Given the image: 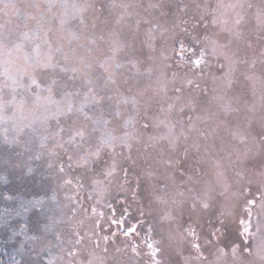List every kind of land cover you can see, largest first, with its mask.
I'll return each instance as SVG.
<instances>
[{
	"label": "rangeland",
	"instance_id": "rangeland-1",
	"mask_svg": "<svg viewBox=\"0 0 264 264\" xmlns=\"http://www.w3.org/2000/svg\"><path fill=\"white\" fill-rule=\"evenodd\" d=\"M125 51L113 83L123 57L95 73ZM58 62L82 86L117 91L108 106L119 110L95 181L80 160L96 151L90 110L53 122L47 173L62 160L98 184L65 201L76 231L59 233L53 264H264V0H0V131L11 128L15 149L34 152L26 135L55 97ZM1 139L0 179L27 162Z\"/></svg>",
	"mask_w": 264,
	"mask_h": 264
},
{
	"label": "trees",
	"instance_id": "trees-1",
	"mask_svg": "<svg viewBox=\"0 0 264 264\" xmlns=\"http://www.w3.org/2000/svg\"><path fill=\"white\" fill-rule=\"evenodd\" d=\"M124 9L118 13V20H124V17H127ZM20 34L22 33L20 32ZM107 35L110 37V34ZM119 35H115V37L118 38ZM25 45V48H32L28 43H25ZM126 52H116L114 56L103 55V62L98 64L95 73L102 75V71L105 69V62L109 60L115 62L116 58L120 56L123 58L115 63L116 74L117 70L126 64ZM143 56L145 55L143 54ZM51 69L52 73L47 76V79L49 86L55 92V97L52 95L48 101L46 100L45 103L41 104V107L47 110V114L41 120V123H32L26 135L28 138H31L32 144L35 145L34 152L27 153L20 148H14L15 136L11 128H6L7 130L4 133L0 131V137L3 138L1 140L9 142L11 156L12 154H20L26 156L24 157L25 159L27 158V162L20 172H17L16 175H14V172L10 175L6 174L0 179V264H53L57 258L54 247L59 233L62 230L72 233L76 231L75 226L66 219L71 218L74 213L66 211L69 206L65 201H71L69 198H72V201H74L82 197L75 194V192L78 193L79 189L75 190L73 187L79 188V186H84L86 190L91 192L98 186L96 182L94 184L92 182L85 184L78 174H76L77 172H73L74 168L68 170L67 167L69 165H64V162H61L62 160H57L53 163L48 161L47 166L50 169L47 173L45 166L39 161V157H45L43 152L44 147L49 148V145H52L51 143L55 141L56 136L61 132L58 129L57 131L52 130L54 129L53 122L60 123V127H67L61 123L62 115L69 117L73 113L71 109L75 110L78 106L80 107L79 109L90 110L91 115L95 118L93 123L95 134L93 135L91 145L95 146L93 149L96 151L85 152L83 158L81 157L80 160L86 163L87 168H89L88 170L94 176V181L95 177L99 174L97 171L103 166L102 162L105 158L102 144L114 141L109 124L115 118L114 115L116 113H113V111L119 109L114 105L112 106V102L108 106V101L110 97H116L117 91L112 92L106 89L107 93H104L102 90H97V86L89 84L88 80L82 86V81H79L75 75L76 73L71 71H68L69 73L65 72L66 70H70L65 62H58V65H54ZM98 70H101V74L98 73ZM131 74L135 76L136 72ZM118 76L119 72L116 75L109 73L108 80L110 83H113V80H117ZM33 87L34 85L28 91V95L32 94L34 96L37 93L39 88ZM94 89L97 91L95 92ZM98 95L101 96L98 99L101 101L96 103L95 98ZM89 105L93 106L89 107ZM95 106L99 108H95ZM142 119L143 117L140 116L139 120ZM107 126L110 130L107 129V132L101 130L102 127L107 128ZM64 130L65 128L62 129L63 133H65ZM63 133H61V137ZM96 134L99 137V141L94 140ZM67 135L72 136L73 132L70 131ZM71 147L74 149L73 146ZM66 151L71 152L70 150ZM115 153L119 154L121 150L118 148ZM66 155L65 158H67ZM94 156L101 157L100 159H96ZM72 160L69 163H65L73 165L75 161L73 158ZM29 173L37 175L35 185L31 189H28L27 186L20 187L14 184L15 180H21ZM101 184L102 182H100ZM69 252L67 253V248H64L63 257L65 258V255L69 254ZM63 262L66 261L63 260Z\"/></svg>",
	"mask_w": 264,
	"mask_h": 264
},
{
	"label": "snow or ice",
	"instance_id": "snow-or-ice-1",
	"mask_svg": "<svg viewBox=\"0 0 264 264\" xmlns=\"http://www.w3.org/2000/svg\"><path fill=\"white\" fill-rule=\"evenodd\" d=\"M196 63L199 64V61H197ZM149 247L151 248V245H149ZM153 255H155V253H153Z\"/></svg>",
	"mask_w": 264,
	"mask_h": 264
}]
</instances>
